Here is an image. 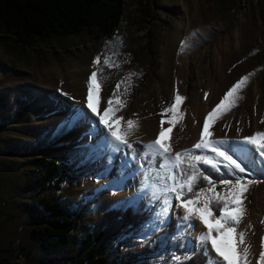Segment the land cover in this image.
<instances>
[{
  "label": "rangeland",
  "instance_id": "obj_1",
  "mask_svg": "<svg viewBox=\"0 0 264 264\" xmlns=\"http://www.w3.org/2000/svg\"><path fill=\"white\" fill-rule=\"evenodd\" d=\"M97 57L100 59L94 63ZM106 68L112 70L111 76ZM97 70L102 74L100 114L112 97L113 107L119 111L107 119L111 123L123 118L120 127L128 132V142L137 140L141 145L138 156L126 145L115 152L112 149L118 146L114 143L92 147L98 140L88 135L93 128L90 122L81 121L72 128L63 126L74 107H83L98 124V116L86 108V81ZM245 76L249 79L226 102L235 106L222 110L211 123L213 135L209 139L232 143L264 132V0H123L117 27L97 38L81 30L18 41L12 33L0 29L2 256L14 264H45L39 260L42 248L28 222L32 188L24 189L32 177L31 160L42 153H62L67 158L70 175L62 184L61 201L78 210L82 214L79 218L89 221L108 207L150 211L142 224L112 237L108 252L117 256L120 249L155 242L157 250L118 264H169L175 261L174 255L181 259L189 255L197 243L196 227H202L200 232L207 229L199 220L193 221L195 230L178 238L186 242L184 249L173 239L184 216V209L176 207L179 202L174 194L164 191L172 184L168 176L174 175L173 168H159L160 158L153 159L147 145L156 140L161 127H171V133L165 131L162 138L170 144L171 156L186 151L214 155L193 146L200 140L204 118ZM114 92L125 102L123 105L115 103ZM177 93L186 99L175 113L164 112ZM173 118L177 121L174 126L168 123ZM128 120L135 122L131 128ZM99 127L108 134L103 125ZM113 129L117 130L115 124ZM254 152L253 148L235 156L252 169ZM109 155L113 157L110 166ZM220 168L225 174L222 164ZM249 179L260 182L250 185L244 194L247 214L238 230L246 234L249 264H257L264 237V171L259 165L245 174L243 182ZM227 187L219 180L214 191L224 194ZM166 198L171 200L170 217L153 231L147 226L161 212ZM172 211L177 220L173 231L167 233L164 228ZM179 230L183 231L184 225ZM211 255L216 256L215 252Z\"/></svg>",
  "mask_w": 264,
  "mask_h": 264
},
{
  "label": "trees",
  "instance_id": "obj_2",
  "mask_svg": "<svg viewBox=\"0 0 264 264\" xmlns=\"http://www.w3.org/2000/svg\"><path fill=\"white\" fill-rule=\"evenodd\" d=\"M123 0H0V29L10 32L18 41L41 38L51 35L75 34L87 30L97 38L116 28L122 15ZM104 69V67H102ZM106 74L111 69L106 68ZM99 82L101 80V71ZM132 92L131 96H134ZM134 156H138L141 145L137 140L131 142ZM148 155H145V158ZM159 157H156L158 159ZM33 165L30 185L32 188L31 204L28 208L30 229L42 248L40 261L45 264H118L134 258L154 253L158 243L141 245L133 249H120L117 256L108 252L109 240L119 233L128 232L148 219V209L133 210L132 207H108L96 213L89 221L81 213L61 201V187L70 175L67 158L62 153H42L31 160ZM197 169L212 180L219 181L224 173L197 163ZM173 174L186 179L194 171L187 157L179 168L172 169ZM198 176L194 192L201 187H208V182ZM185 197L194 195L184 189ZM82 200V199H81ZM79 200L78 202H82ZM78 204V203H77ZM222 205L213 204L215 215H219ZM210 219V218H209ZM177 215L172 211V218L165 226L171 233L175 228ZM190 229L187 230V234ZM184 249L186 242L177 239ZM189 254L190 259H181L169 264H204L206 256L197 246ZM176 246V244H175ZM178 249V250H182ZM111 253V254H110ZM0 264H14L0 252ZM208 264V263H207Z\"/></svg>",
  "mask_w": 264,
  "mask_h": 264
},
{
  "label": "snow or ice",
  "instance_id": "obj_3",
  "mask_svg": "<svg viewBox=\"0 0 264 264\" xmlns=\"http://www.w3.org/2000/svg\"><path fill=\"white\" fill-rule=\"evenodd\" d=\"M97 57L94 63L99 61ZM105 63H108L106 60ZM112 66V65H109ZM249 79V76L242 77L236 82L224 95L212 111H210L204 118L203 129L200 133V140L193 148L196 150H210L214 155H196L190 151L185 153L176 152L174 156H171V146L167 141L162 142V138L165 136V131L171 133L172 128L165 130L161 127V130L156 140L150 142L147 148L151 150L155 157L160 158L159 168H179L184 163V158L187 157L189 166L194 170L191 175H188L186 179H177L175 175H169L168 179L172 181L171 185H168L164 191L167 193L174 194V199L179 203L176 207H182L184 209V216L180 219V224L177 225L178 231L173 239H178L187 233L188 229L195 230V223L193 221L199 220L201 224L205 226L206 231L200 232L196 240L198 241V247L202 250L203 254L208 257V264H249L248 255L249 247L245 246L246 234L238 230L239 224L242 222L243 217L247 214L244 205L246 199L245 193L249 190V186L253 183H259L260 181L249 179L247 183H244L245 174H251L256 165L260 166V170L264 171V132H256L251 136H244L239 141L229 143L227 139H209L212 137V132L209 130L211 123L214 122L222 110L235 106L227 105L226 102L229 98L236 93L238 89ZM87 104L86 108L94 115H97L99 120L98 124L95 120L84 111L83 107H74L69 115L66 117L63 126L72 128L77 126L81 121L85 123H91L93 128L90 129L88 135L95 137L98 140V144L92 147L103 148L106 145L114 143L118 147L113 148L112 151H119V146H127L132 148L127 140L128 132L120 127V121L123 119L115 118L111 123L108 121V117H115V113L119 111V108L113 107L114 100L110 97L107 101V107L103 108V113L100 114L101 97L99 95L101 90V83L99 82L98 72H92L88 77L87 81ZM120 84H117V90ZM67 95V93H63ZM95 97V99H94ZM115 103L123 105L125 102L113 93ZM207 97V93H205ZM242 98V97H241ZM186 98L179 95L178 93L174 97V102L170 107L164 109V112L175 113L179 105ZM176 119L168 120L170 125H175ZM127 125L131 128L134 125V121L128 120ZM164 121H161L163 125ZM115 124L116 129H113ZM103 125L104 129H107V135L104 134L103 129L99 127ZM239 132L240 129L238 128ZM243 145L244 147H240ZM254 148L255 152L252 154L251 164L253 168L250 169L248 164L245 163L244 159L239 156H235L236 152H251ZM256 154H259L258 156ZM235 156V158H234ZM174 161V163H172ZM108 165H112L113 157L108 156ZM197 163L211 166L216 172H220V165L226 169V176H233L235 179H221L220 183L228 186L224 194L215 192L216 182L209 176L203 175L197 169ZM203 175V179L208 182V187H201L199 191L194 192L198 176ZM187 188L188 193H193L191 198L185 197L184 189ZM164 207L161 212L156 214L155 220L148 225L151 230H159L161 225L166 223L165 217H167L169 207H171V200L165 199L163 201ZM213 204L222 205L219 208V215L214 214L212 208ZM210 218V219H209ZM264 223V221H262ZM184 225V230L181 231L180 225ZM208 245L211 246L210 250ZM215 252L216 256L212 257L211 253ZM191 256L185 254L184 259L188 260ZM173 259L177 262L181 261L180 256H173ZM257 264H264V237H261V251L259 253V260Z\"/></svg>",
  "mask_w": 264,
  "mask_h": 264
},
{
  "label": "bare ground",
  "instance_id": "obj_4",
  "mask_svg": "<svg viewBox=\"0 0 264 264\" xmlns=\"http://www.w3.org/2000/svg\"><path fill=\"white\" fill-rule=\"evenodd\" d=\"M169 217H170V215H168L167 218H169ZM201 229H202V227H200V226H197V227H196V231H195V233H194V236H195V237H197L198 232H200Z\"/></svg>",
  "mask_w": 264,
  "mask_h": 264
}]
</instances>
